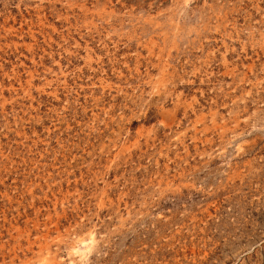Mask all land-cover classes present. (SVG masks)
<instances>
[{"label": "rangeland", "instance_id": "rangeland-1", "mask_svg": "<svg viewBox=\"0 0 264 264\" xmlns=\"http://www.w3.org/2000/svg\"><path fill=\"white\" fill-rule=\"evenodd\" d=\"M0 264H264V0H0Z\"/></svg>", "mask_w": 264, "mask_h": 264}]
</instances>
